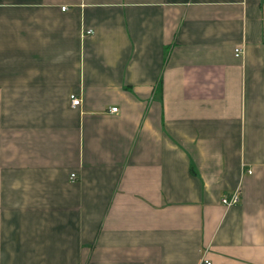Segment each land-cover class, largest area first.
<instances>
[{
    "label": "crops",
    "instance_id": "crops-1",
    "mask_svg": "<svg viewBox=\"0 0 264 264\" xmlns=\"http://www.w3.org/2000/svg\"><path fill=\"white\" fill-rule=\"evenodd\" d=\"M202 259L264 264V0H0V264Z\"/></svg>",
    "mask_w": 264,
    "mask_h": 264
},
{
    "label": "built area",
    "instance_id": "built-area-1",
    "mask_svg": "<svg viewBox=\"0 0 264 264\" xmlns=\"http://www.w3.org/2000/svg\"><path fill=\"white\" fill-rule=\"evenodd\" d=\"M63 10H66V7L62 8ZM244 51L243 48H236L235 49V56L241 57L243 55ZM71 105L74 108H77L81 105V99L75 95H72L71 97ZM112 111H117V108H113ZM249 173H252L251 171ZM76 175L72 174L71 179L75 180ZM223 204L226 206H232L240 202V190H236L234 193H232L230 196L224 197L222 200ZM200 264H211L208 260L202 259Z\"/></svg>",
    "mask_w": 264,
    "mask_h": 264
}]
</instances>
